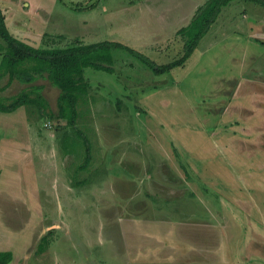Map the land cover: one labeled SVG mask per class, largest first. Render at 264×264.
Here are the masks:
<instances>
[{"label":"rangeland","instance_id":"obj_1","mask_svg":"<svg viewBox=\"0 0 264 264\" xmlns=\"http://www.w3.org/2000/svg\"><path fill=\"white\" fill-rule=\"evenodd\" d=\"M207 1L0 0V6L10 32L32 45L120 41L163 64L182 55L178 30ZM258 37L264 6L231 0L190 57L169 71L155 74L114 49L113 72L84 68L90 87L74 125L56 120L59 88L45 76L15 79L0 90L7 97L41 84L49 103L0 113V159L17 157L0 172V246L11 248L0 251L21 264L53 258L170 264L142 263L141 245H127L121 226L133 217L143 221L132 229L145 244L152 232L167 230L180 247L218 240L216 264H264V39ZM87 145L90 160L82 168ZM2 189L19 190L27 204L7 205ZM44 235L47 247L38 254ZM203 261L188 264H209Z\"/></svg>","mask_w":264,"mask_h":264},{"label":"trees","instance_id":"obj_2","mask_svg":"<svg viewBox=\"0 0 264 264\" xmlns=\"http://www.w3.org/2000/svg\"><path fill=\"white\" fill-rule=\"evenodd\" d=\"M231 0H208L199 6L191 21L179 28L178 33L185 38L184 52L171 62L158 64L144 53L120 42L100 40L90 43L76 40L67 46H35L13 35L6 23L0 6V79L8 75L7 82L0 86L4 90L15 79L22 83H32L38 76H45L52 85L59 88L57 96L56 120H66L74 125L79 117L78 104L88 95L90 84L84 75V68L114 71V49H124L146 64L155 74L182 65L192 54L200 38L207 32L211 23L220 13L222 6ZM264 6V0H247ZM42 85L32 84L31 88L21 89L11 96H0V112H13L19 107L36 105L41 110L49 108L43 96ZM53 118V117H51ZM86 167L90 160V149L86 147ZM47 238L41 237L36 252L46 249ZM13 258L11 251H0V264H7Z\"/></svg>","mask_w":264,"mask_h":264},{"label":"crops","instance_id":"obj_3","mask_svg":"<svg viewBox=\"0 0 264 264\" xmlns=\"http://www.w3.org/2000/svg\"><path fill=\"white\" fill-rule=\"evenodd\" d=\"M258 39L262 43L264 37H262V38L258 37ZM244 81H241L240 84L239 83L237 84V89L239 88L238 90H241L244 87V86H241L244 83ZM247 99H248L247 96H244L245 102L247 101ZM249 101L251 102V100H249ZM241 106H243L242 108L247 107L246 105L244 106L242 103H239L238 107H241ZM238 107H236V108H238ZM20 108L21 107L16 109V111H18ZM4 113H14V112H4ZM26 118H27V115H26ZM26 118L24 120L19 118L18 120H20L23 124L27 125L28 123L26 122ZM18 120H16V121H18ZM15 154H13V155L15 156ZM14 156L7 155V156L2 157V159H0V172L5 167L10 166L11 163L13 164V163L17 162L16 161L17 157L15 156V160H14ZM0 158H1V156H0ZM11 158H13V159H11ZM13 160H14V162H13ZM20 163H22V162H20ZM24 165H26V162H24L23 166ZM23 169H24V167H23ZM188 172H189V170L186 169V173H188ZM6 189H2L3 190L2 195L6 198H7V195H9L10 202H8L7 205L15 206L17 204H22V205L27 204V201L25 200V198H23L22 196L17 197L19 190L14 192V193H11L10 191H8ZM20 192L22 194H25V192H22V191H20ZM30 194H32V193L30 192ZM11 197H13V198H11ZM11 199H13L14 201L11 202ZM141 222H143V221H141L140 219H137V218H133V217L128 218L122 224L121 228L123 230L122 231L123 237H124V240L126 241L127 245H129L130 242L136 246L138 244L141 245V247L137 248L136 254H139L141 252L140 255L142 257L144 255L147 257L146 261H142V263H144V262H150V263L170 262V264H175L176 262H179L181 264H184V263L188 264V263L195 261V260H197V261L204 260L203 262H207L209 264H216V261L219 259L217 249H220V252L223 251V246L217 245L218 240L216 242L212 241L209 245H207V243L203 244V243H198V242H193V241L191 242L190 240L189 241H180L181 244H185V245H189V246L185 247V245H184V246L180 247L179 244H178V246H175V244L171 240L176 239V238H175V236H170L171 233L167 230L162 231L161 233L152 232L148 237L146 236L148 238V242L146 244L150 245V246L148 248H146V250H144V244L145 243L143 241H146V240L143 239L142 234L140 236H139V234L135 235V231H134V229H132L134 223L136 224V226H140L142 224ZM129 232H131L133 234H131ZM6 242H7V240L5 241V243ZM8 245H10V243H8ZM135 248L136 247H134V250H135ZM249 248L252 250L255 249L253 251H257L256 248H258V247H253V245H252ZM0 250H11V248L8 246L2 248V246H0ZM128 250H132V249L128 248ZM134 250H132V251H134ZM44 252H45V250L42 253H44ZM257 252H259V251H257ZM209 255H210V257H208ZM132 256H130L129 259H131ZM15 258L16 257H14V254H13L12 260L10 262H8L7 264H21V263H17ZM188 261H190V262H188ZM53 263L56 264L54 262V258H53L52 264Z\"/></svg>","mask_w":264,"mask_h":264}]
</instances>
